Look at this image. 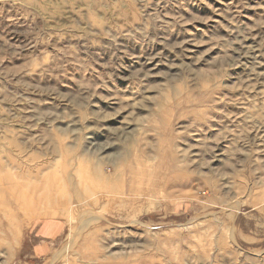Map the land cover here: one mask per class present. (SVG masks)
I'll list each match as a JSON object with an SVG mask.
<instances>
[{
	"label": "rangeland",
	"instance_id": "374dc122",
	"mask_svg": "<svg viewBox=\"0 0 264 264\" xmlns=\"http://www.w3.org/2000/svg\"><path fill=\"white\" fill-rule=\"evenodd\" d=\"M0 264H264V0H0Z\"/></svg>",
	"mask_w": 264,
	"mask_h": 264
},
{
	"label": "bare ground",
	"instance_id": "6f19581e",
	"mask_svg": "<svg viewBox=\"0 0 264 264\" xmlns=\"http://www.w3.org/2000/svg\"><path fill=\"white\" fill-rule=\"evenodd\" d=\"M99 147L101 148V150H105V149L107 148L106 145H101V146H99Z\"/></svg>",
	"mask_w": 264,
	"mask_h": 264
}]
</instances>
